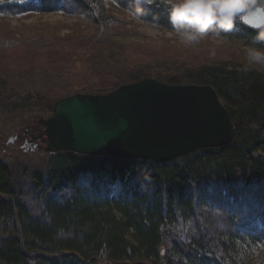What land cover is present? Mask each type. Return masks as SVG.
Here are the masks:
<instances>
[{"label": "trees", "instance_id": "1", "mask_svg": "<svg viewBox=\"0 0 264 264\" xmlns=\"http://www.w3.org/2000/svg\"><path fill=\"white\" fill-rule=\"evenodd\" d=\"M135 7L0 0V57L15 59L0 62V113L47 117L63 98L143 78L209 85L230 113L232 143L163 164L66 153L40 169L0 161V264H264V67L247 58L264 43L238 18L195 45L157 48L116 14L179 36L162 0L140 4V20ZM37 15L78 22L62 36L23 25L13 38L7 21Z\"/></svg>", "mask_w": 264, "mask_h": 264}, {"label": "water", "instance_id": "2", "mask_svg": "<svg viewBox=\"0 0 264 264\" xmlns=\"http://www.w3.org/2000/svg\"><path fill=\"white\" fill-rule=\"evenodd\" d=\"M240 21L252 30L264 27V9L256 7ZM40 124L46 154L107 156L153 164L223 147L235 134L230 113L211 86L169 85L151 78L107 94L61 99L54 104L53 115Z\"/></svg>", "mask_w": 264, "mask_h": 264}, {"label": "clouds", "instance_id": "3", "mask_svg": "<svg viewBox=\"0 0 264 264\" xmlns=\"http://www.w3.org/2000/svg\"><path fill=\"white\" fill-rule=\"evenodd\" d=\"M154 0H135L137 7L129 11L137 20L144 15L139 7ZM169 23L186 46L197 44L201 37L215 27L220 32H230L236 19L248 14L257 6V0H162ZM158 28V26L155 25ZM254 43H264V27H259L253 37ZM248 63L264 67V50L249 47Z\"/></svg>", "mask_w": 264, "mask_h": 264}, {"label": "rangeland", "instance_id": "4", "mask_svg": "<svg viewBox=\"0 0 264 264\" xmlns=\"http://www.w3.org/2000/svg\"><path fill=\"white\" fill-rule=\"evenodd\" d=\"M116 16L120 18H126L128 21L132 22L131 28L135 29L137 33L146 36L148 38H152L156 40L155 47L159 48L161 44H165L163 46L166 47H180L177 45L184 44L180 37L177 35H172L170 33H166L163 31H159L155 28H151L145 24L137 22L130 18L127 14H116ZM78 21L71 19L70 17H64L60 15H45V16H32L25 20H10L7 21V25L9 28L8 31L12 32L13 38L19 37L17 33L18 30L22 29L23 25L28 27L31 30H36L37 33H45L50 34L52 31H57L56 33L59 35L71 34L73 29L72 27ZM57 27V28H55ZM48 32V33H47ZM205 42V40H203ZM213 45H219L220 42L215 40L209 41ZM159 43V44H157ZM7 53V52H6ZM14 51L10 54L7 53L5 56L0 57V62H6L4 64L7 65L11 61L14 60ZM5 112L0 113V161L9 164L15 165L16 167H31V168H43L45 163L44 159L47 157L45 154L41 152H31L29 150L25 151L20 148L19 144H7L9 138L13 137L15 134H20L22 130V126H32L33 122L43 120L44 116L29 114L22 115L18 114L15 117L13 114H7L5 116ZM53 156V155H52Z\"/></svg>", "mask_w": 264, "mask_h": 264}, {"label": "flooded vegetation", "instance_id": "5", "mask_svg": "<svg viewBox=\"0 0 264 264\" xmlns=\"http://www.w3.org/2000/svg\"><path fill=\"white\" fill-rule=\"evenodd\" d=\"M43 133V128L40 126L39 121L33 122L32 126H22V130L14 143L19 142L20 148L31 149L36 146V150L42 147L40 135ZM20 138V139H19Z\"/></svg>", "mask_w": 264, "mask_h": 264}, {"label": "bare ground", "instance_id": "6", "mask_svg": "<svg viewBox=\"0 0 264 264\" xmlns=\"http://www.w3.org/2000/svg\"><path fill=\"white\" fill-rule=\"evenodd\" d=\"M257 7H259V6H257ZM256 8V7H255ZM240 19V18H239ZM144 79V78H143ZM152 79V78H151ZM141 80V79H140ZM139 81V80H138ZM160 82V81H159ZM135 83V82H134ZM163 83V82H162ZM131 84V83H130ZM166 84V83H165ZM169 85H171V84H169ZM188 85H190V84H188ZM195 85V84H194ZM121 86V85H120ZM201 86H204V85H201ZM118 88V87H117ZM116 88V89H117ZM220 100V99H219ZM221 102V101H220ZM232 143V142H231ZM230 144V143H229ZM228 145V144H227ZM226 146V145H225ZM224 147V146H223ZM218 148H222V147H218ZM218 148H209V149H218ZM203 150H205V149H203Z\"/></svg>", "mask_w": 264, "mask_h": 264}]
</instances>
